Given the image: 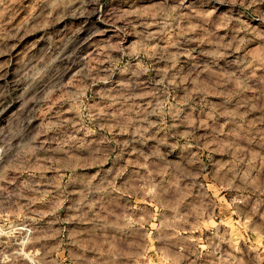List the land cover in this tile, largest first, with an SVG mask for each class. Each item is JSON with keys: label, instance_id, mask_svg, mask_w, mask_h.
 I'll use <instances>...</instances> for the list:
<instances>
[{"label": "rangeland", "instance_id": "374dc122", "mask_svg": "<svg viewBox=\"0 0 264 264\" xmlns=\"http://www.w3.org/2000/svg\"><path fill=\"white\" fill-rule=\"evenodd\" d=\"M0 264H264V0H0Z\"/></svg>", "mask_w": 264, "mask_h": 264}]
</instances>
